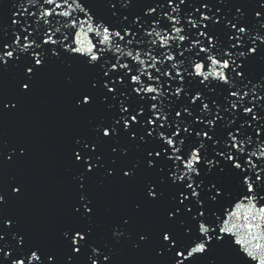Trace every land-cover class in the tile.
Masks as SVG:
<instances>
[{"label": "snow or ice", "instance_id": "1", "mask_svg": "<svg viewBox=\"0 0 264 264\" xmlns=\"http://www.w3.org/2000/svg\"><path fill=\"white\" fill-rule=\"evenodd\" d=\"M52 85L72 125L48 166L58 211L38 228L23 212L35 141L3 125ZM252 262L264 0H0V264Z\"/></svg>", "mask_w": 264, "mask_h": 264}, {"label": "water", "instance_id": "2", "mask_svg": "<svg viewBox=\"0 0 264 264\" xmlns=\"http://www.w3.org/2000/svg\"><path fill=\"white\" fill-rule=\"evenodd\" d=\"M71 125V118L63 111L60 93L55 85L43 90L41 97L24 117L9 119L3 125V131L9 138L26 136L35 141L37 161L32 169L35 198L23 212L26 220L38 228L54 219L58 211L60 195L55 192L48 166L54 161L59 141ZM235 198L234 195L232 199ZM240 212L246 214L247 209ZM232 222L242 221L234 218Z\"/></svg>", "mask_w": 264, "mask_h": 264}]
</instances>
